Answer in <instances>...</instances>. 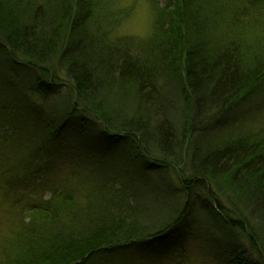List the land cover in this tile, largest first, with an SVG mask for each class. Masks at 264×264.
Masks as SVG:
<instances>
[{"label":"trees","instance_id":"obj_1","mask_svg":"<svg viewBox=\"0 0 264 264\" xmlns=\"http://www.w3.org/2000/svg\"><path fill=\"white\" fill-rule=\"evenodd\" d=\"M100 1L0 0V181H46L60 154L85 149L143 165L91 173L84 205L58 191L33 202L3 264H122L169 245L162 257L182 264L170 250L189 237L206 264H264V136L190 144L262 84L264 0H168L139 45L109 39ZM186 162L178 190L158 173Z\"/></svg>","mask_w":264,"mask_h":264},{"label":"rangeland","instance_id":"obj_2","mask_svg":"<svg viewBox=\"0 0 264 264\" xmlns=\"http://www.w3.org/2000/svg\"><path fill=\"white\" fill-rule=\"evenodd\" d=\"M100 2H102L104 7L102 12L105 17L104 23H109L108 27L105 26L108 28L109 39L139 45L144 44L153 34L156 13L159 8L167 4L168 0H101ZM212 25L208 27V39H220L223 35V30H219L221 29L220 26L219 29H216L214 23ZM250 34V30L247 31L248 37H252V34ZM1 46L2 43L0 42V48ZM260 83L262 84L258 88L256 87L255 90H247L245 92L246 94H244L239 105L229 110L219 127L194 134L190 144H193V142L200 143L204 140L209 146L217 147L248 134L264 136V78ZM62 84L59 86L62 88L61 91L72 92L69 86ZM34 98V100L38 99ZM67 143L70 146L72 144L71 147L73 149H77L74 140L69 139ZM127 149L129 150V148ZM89 151L88 149H85V151L79 150L80 154L76 151V155L72 159L69 154H60L57 160L54 161L56 164L48 180L41 181V178L35 175L32 177L29 187L25 185L26 182L23 180L26 172H20L21 179L12 180L11 182L1 179L0 264L5 262V255L1 251L4 242L14 236L16 231L20 230L28 221L31 212H26L25 209L30 207L29 205H32L33 202H38L42 199L46 201L53 191H58V193H74L76 203L80 206L84 205L87 202V193L85 192L87 189L84 188V185L88 183L89 179H94V175L91 173H134L135 171V173H139L143 165L138 161H132L135 158H131L134 154H131L130 150L123 155L121 162L107 163L106 165L103 161L104 166L96 159L93 152L90 151V154L88 153ZM124 163L128 164L124 166ZM163 167L158 173H166L164 178L168 179L171 188L178 190L181 187L180 173H188L187 162L177 165V169L170 163L165 164ZM176 196V201H184L180 194ZM205 217H202L198 223L202 225L203 229L209 225L213 227L216 220H210ZM174 241H176V244H180L182 240L178 237ZM170 247L169 245L168 247L160 248L159 250L161 251L151 247L142 253L137 250L128 251L125 253L124 263L122 264H173V262H168L169 258L166 259L161 255ZM183 248V250L179 246L176 249L171 248L170 251L172 252L170 255L175 259H182L179 255L185 254L187 260H184L182 264H206L208 262L204 260L205 258L202 256L199 246L190 240V237Z\"/></svg>","mask_w":264,"mask_h":264}]
</instances>
